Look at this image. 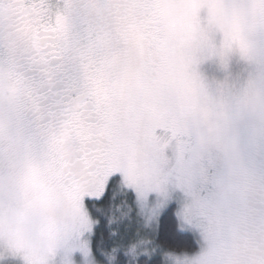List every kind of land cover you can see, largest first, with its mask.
I'll return each instance as SVG.
<instances>
[{"label":"snow or ice","instance_id":"1","mask_svg":"<svg viewBox=\"0 0 264 264\" xmlns=\"http://www.w3.org/2000/svg\"><path fill=\"white\" fill-rule=\"evenodd\" d=\"M0 264H264V0H0Z\"/></svg>","mask_w":264,"mask_h":264},{"label":"trees","instance_id":"2","mask_svg":"<svg viewBox=\"0 0 264 264\" xmlns=\"http://www.w3.org/2000/svg\"><path fill=\"white\" fill-rule=\"evenodd\" d=\"M179 242V241H178Z\"/></svg>","mask_w":264,"mask_h":264}]
</instances>
